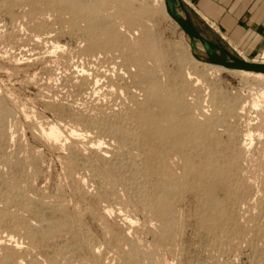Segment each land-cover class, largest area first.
Returning <instances> with one entry per match:
<instances>
[{
	"label": "rangeland",
	"instance_id": "1",
	"mask_svg": "<svg viewBox=\"0 0 264 264\" xmlns=\"http://www.w3.org/2000/svg\"><path fill=\"white\" fill-rule=\"evenodd\" d=\"M211 66L163 0H0V264H264V77Z\"/></svg>",
	"mask_w": 264,
	"mask_h": 264
},
{
	"label": "crops",
	"instance_id": "2",
	"mask_svg": "<svg viewBox=\"0 0 264 264\" xmlns=\"http://www.w3.org/2000/svg\"><path fill=\"white\" fill-rule=\"evenodd\" d=\"M186 1L194 17L225 46L245 53L264 49V0Z\"/></svg>",
	"mask_w": 264,
	"mask_h": 264
},
{
	"label": "water",
	"instance_id": "3",
	"mask_svg": "<svg viewBox=\"0 0 264 264\" xmlns=\"http://www.w3.org/2000/svg\"><path fill=\"white\" fill-rule=\"evenodd\" d=\"M168 17L176 23L190 40L192 54L201 62L222 67L226 71H244L264 75V63L246 62L229 53L220 45L203 36L195 25L182 0H164ZM196 44L203 51V58L196 55Z\"/></svg>",
	"mask_w": 264,
	"mask_h": 264
},
{
	"label": "bare ground",
	"instance_id": "4",
	"mask_svg": "<svg viewBox=\"0 0 264 264\" xmlns=\"http://www.w3.org/2000/svg\"><path fill=\"white\" fill-rule=\"evenodd\" d=\"M164 1V0H163ZM69 2H70V0H69ZM77 2V1H76ZM68 3V2H67ZM100 3V2H99ZM77 5H79V4H77ZM93 5V4H92ZM100 5V4H99ZM97 6V5H96ZM75 7V6H74ZM98 7V6H97ZM165 7V6H164ZM122 8H123V6H122ZM75 9V8H74ZM166 9V8H165ZM86 10H88V9H86ZM94 12V11H93ZM122 12V11H121ZM128 12V11H127ZM135 12V11H134ZM136 21V20H135ZM137 22V21H136ZM112 43V42H111ZM196 55L198 56V57H200V58H203V51L201 50V48H200V46H199V44H196ZM142 57V56H141ZM211 67H213V66H211ZM215 69H216V67H214ZM218 68H220V69H223L222 67H218ZM223 70H225V69H223ZM229 72H236V73H239V74H242V75H244V76H254V77H257V78H262V77H264V75H259V74H255V73H251V72H244V71H238V70H233V71H229ZM263 79V78H262ZM160 98V97H159ZM169 99V98H168ZM171 100H172V98H171ZM174 102V101H173ZM181 105H183V104H181ZM168 109V108H167ZM174 109V108H173ZM177 111H178V109H177ZM180 111V110H179ZM161 115V114H160ZM173 115V114H172ZM156 118V117H155ZM165 119H167L166 117H164ZM159 119V118H158ZM193 119V118H192ZM157 120V119H156ZM178 121V120H177ZM159 122V121H158ZM195 123V122H194ZM208 123V122H207ZM214 123V122H213ZM213 123H212V125H213ZM145 126H147V125H145ZM180 124H174V123H172V121L171 122H167V121H165V120H163V123H162V125H161V123H160V125H158L157 127H155V129H153L154 130V135L157 137V139H160V140H162V141H169V140H171V139H174V138H177V135H178V133L181 131L180 130ZM210 128V127H209ZM211 129V128H210ZM151 131H152V129H151ZM182 132V131H181ZM153 133V132H152ZM61 133H60V131H59V129L58 128H52L51 130H50V132H49V135H46V137L47 136H49L50 138H52V139H55L56 141H58L59 140V138L61 137ZM74 135H76V134H74ZM72 137V136H71ZM154 140H155V138H154ZM170 143V142H169ZM183 144V142L182 141H178V142H176L174 145H176V146H180V145H182ZM160 146V145H159ZM177 147V148H178ZM169 149V148H168ZM156 158H157V155H156ZM159 158V157H158ZM161 158H163V157H161ZM154 159V158H153ZM165 159V158H164ZM156 161V160H155ZM161 161V160H160ZM154 162V161H153ZM158 163V162H157ZM146 164H148V163H146ZM159 164V163H158ZM163 164V163H162ZM161 164V165H162ZM164 164H165V162H164ZM155 166V165H154ZM153 166V167H154ZM160 166V165H159ZM163 166V165H162ZM164 168V167H163ZM158 170H159V168H158ZM165 170V169H164ZM157 172V171H156ZM169 172V171H168ZM164 175H165V173H163ZM167 174V173H166ZM172 175H173V173H171ZM160 176V175H159ZM165 177H166V175H165ZM160 178V177H159ZM161 179V178H160ZM163 179V178H162ZM170 185H172V184H170ZM162 201V200H161ZM165 202V201H164ZM167 203V202H166ZM160 204V203H159ZM163 204V203H162ZM168 204V203H167ZM164 205V204H163ZM168 206V205H167ZM164 207V206H163ZM164 210V209H163ZM165 211V210H164ZM168 211V210H167ZM164 213V212H163ZM167 213V212H166ZM217 217H219L220 216V214H219V212H217V215H216ZM212 217H214L213 215H212ZM217 219V218H216ZM169 228V227H168ZM166 233V232H165ZM16 246V245H15Z\"/></svg>",
	"mask_w": 264,
	"mask_h": 264
}]
</instances>
